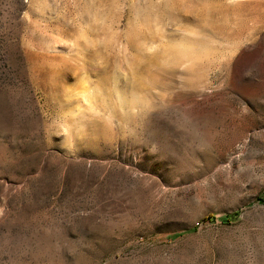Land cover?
Returning a JSON list of instances; mask_svg holds the SVG:
<instances>
[{
  "label": "rangeland",
  "instance_id": "obj_1",
  "mask_svg": "<svg viewBox=\"0 0 264 264\" xmlns=\"http://www.w3.org/2000/svg\"><path fill=\"white\" fill-rule=\"evenodd\" d=\"M0 264H264V0H0Z\"/></svg>",
  "mask_w": 264,
  "mask_h": 264
},
{
  "label": "trees",
  "instance_id": "obj_2",
  "mask_svg": "<svg viewBox=\"0 0 264 264\" xmlns=\"http://www.w3.org/2000/svg\"><path fill=\"white\" fill-rule=\"evenodd\" d=\"M237 214L234 213L232 216H225L224 218H221V221H225V222H229L231 221V219L233 220L234 218H236ZM214 220V217L213 216H209L206 218V221H213Z\"/></svg>",
  "mask_w": 264,
  "mask_h": 264
},
{
  "label": "bare ground",
  "instance_id": "obj_3",
  "mask_svg": "<svg viewBox=\"0 0 264 264\" xmlns=\"http://www.w3.org/2000/svg\"><path fill=\"white\" fill-rule=\"evenodd\" d=\"M254 97L256 100H258L259 98H261V95L258 94V95H255Z\"/></svg>",
  "mask_w": 264,
  "mask_h": 264
}]
</instances>
